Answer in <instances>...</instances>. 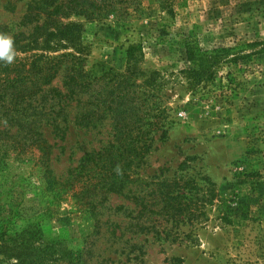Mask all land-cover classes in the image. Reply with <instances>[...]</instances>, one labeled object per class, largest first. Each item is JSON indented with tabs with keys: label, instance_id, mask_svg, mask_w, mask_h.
<instances>
[{
	"label": "rangeland",
	"instance_id": "obj_1",
	"mask_svg": "<svg viewBox=\"0 0 264 264\" xmlns=\"http://www.w3.org/2000/svg\"><path fill=\"white\" fill-rule=\"evenodd\" d=\"M32 1L0 0V27L12 39L32 34L23 27ZM62 24L78 26L75 43L43 49L45 37L39 49L15 52L6 62L11 77L69 53L84 59L87 74L109 76L100 95L70 99L63 68L22 112L21 127L0 111V230L7 240L17 238L0 251V264H264V0H144L105 17L72 15ZM129 51L130 83L145 115L156 103L169 116L168 141L156 137L138 177L151 182L164 172L201 188L209 180L218 192L205 217L180 227L177 243L139 232L142 207L132 196L109 195L92 215L70 194L82 159L116 139L111 118L89 128L76 118L97 95L109 101L112 91H122L110 79L128 74ZM191 53L197 60L220 56L208 59L213 80L195 90L189 71L198 63ZM32 121L42 139L30 138ZM49 171L60 182L51 187L62 190L57 199Z\"/></svg>",
	"mask_w": 264,
	"mask_h": 264
},
{
	"label": "trees",
	"instance_id": "obj_2",
	"mask_svg": "<svg viewBox=\"0 0 264 264\" xmlns=\"http://www.w3.org/2000/svg\"><path fill=\"white\" fill-rule=\"evenodd\" d=\"M144 0H33L24 17L23 27H32L30 35L21 33L13 36L15 52H29L39 49L40 40L43 41V49L51 45L62 46L65 42L74 44L78 39L80 29L75 25H64L62 19L72 15L85 17H105L117 11L119 7H131L133 4ZM176 0H162L166 5ZM172 6V5H171ZM0 34L10 35L8 29L0 27ZM58 43V44H57ZM49 45V46H46ZM54 49V48H53ZM128 74H113L110 81H117L120 84L116 92L112 91L109 101L104 98H97L87 103L90 109L83 111L77 118V124L89 128L103 124L108 119L114 121L115 141L109 146L87 154L81 161L79 167L72 174L70 194L74 198L83 200L92 215L99 204L107 201L109 195L132 196V200L142 207L138 215L137 223L141 234H154L159 240L180 241V227L196 221L198 217H205V209L212 205L218 196L215 186L205 180L209 188H201L192 180L183 177H175L173 180L166 179L164 172L155 176L151 182L139 178V171L147 164V157L153 152L156 144V137L160 142L169 139L167 128L168 115L156 103L145 115L143 98H138L133 85L130 83L129 71L133 69L131 52ZM191 62L198 63L196 68L189 71V89L195 90L202 84L213 80L210 60L219 59V54L199 56L197 60L193 53L189 54ZM68 70L67 87L70 90V99L97 93L101 94L100 83L107 76L101 78L93 77L86 73L84 59L76 54H63L60 57L51 59L47 64L32 66L22 74L11 77L12 72L7 68L6 61L0 59V70H4L6 78L0 82V111H4L8 120L16 122L20 127L25 108L32 107L44 93V88L50 86L58 77L60 71ZM120 78L123 79L119 80ZM118 79V80H117ZM147 85V83H146ZM125 86V87H123ZM138 100L140 105H138ZM145 106V105H144ZM23 115V116H22ZM150 118L145 123V117ZM35 118V115L28 118ZM34 124V125H33ZM32 121L29 124L31 130L30 138L39 136L36 125ZM148 127V129H145ZM61 130V127H59ZM39 139L40 147L43 148L44 141ZM33 141V140H32ZM38 141V140H37ZM48 155V153H47ZM186 163L180 166L181 170L186 168ZM48 184L51 195L57 199L62 195L61 189H51L59 185L49 171ZM78 189V190H77ZM101 198L100 203L98 202ZM80 200V201H82ZM7 233L0 230V251L9 242Z\"/></svg>",
	"mask_w": 264,
	"mask_h": 264
},
{
	"label": "clouds",
	"instance_id": "obj_3",
	"mask_svg": "<svg viewBox=\"0 0 264 264\" xmlns=\"http://www.w3.org/2000/svg\"><path fill=\"white\" fill-rule=\"evenodd\" d=\"M14 42L11 37L0 34V59L12 63L15 58Z\"/></svg>",
	"mask_w": 264,
	"mask_h": 264
}]
</instances>
